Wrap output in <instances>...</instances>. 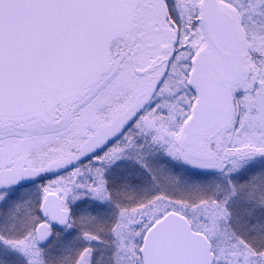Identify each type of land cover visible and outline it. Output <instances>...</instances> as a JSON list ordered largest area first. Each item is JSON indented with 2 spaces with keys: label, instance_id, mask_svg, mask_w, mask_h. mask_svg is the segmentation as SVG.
<instances>
[{
  "label": "snow or ice",
  "instance_id": "1",
  "mask_svg": "<svg viewBox=\"0 0 264 264\" xmlns=\"http://www.w3.org/2000/svg\"><path fill=\"white\" fill-rule=\"evenodd\" d=\"M0 264H264V0H0Z\"/></svg>",
  "mask_w": 264,
  "mask_h": 264
}]
</instances>
